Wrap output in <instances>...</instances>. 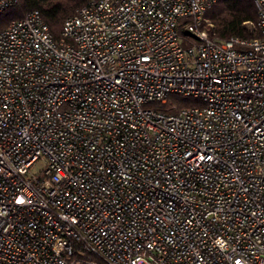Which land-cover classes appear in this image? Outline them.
Returning a JSON list of instances; mask_svg holds the SVG:
<instances>
[{"label": "built area", "instance_id": "obj_1", "mask_svg": "<svg viewBox=\"0 0 264 264\" xmlns=\"http://www.w3.org/2000/svg\"><path fill=\"white\" fill-rule=\"evenodd\" d=\"M215 1L0 29V264H264V0L225 39Z\"/></svg>", "mask_w": 264, "mask_h": 264}, {"label": "trees", "instance_id": "obj_2", "mask_svg": "<svg viewBox=\"0 0 264 264\" xmlns=\"http://www.w3.org/2000/svg\"><path fill=\"white\" fill-rule=\"evenodd\" d=\"M91 0H17L9 7V18L0 19V29L7 26L12 19L21 17L25 12L37 9L43 21L48 25L50 32L57 37L64 20L90 2ZM256 9L252 0H216L206 10L202 26L207 29L209 35L220 39L230 36L249 38L257 35L254 27H247L246 23L254 22ZM182 30V26H180ZM168 104L176 103V108L171 111L199 103V100L192 97H183L170 94Z\"/></svg>", "mask_w": 264, "mask_h": 264}, {"label": "rangeland", "instance_id": "obj_3", "mask_svg": "<svg viewBox=\"0 0 264 264\" xmlns=\"http://www.w3.org/2000/svg\"><path fill=\"white\" fill-rule=\"evenodd\" d=\"M9 15H11V14H10V10H9V8H8V9H6V10L0 12V19H1V20H5V19L9 18ZM246 25H247V27H249V28H252V27H253L251 23H247Z\"/></svg>", "mask_w": 264, "mask_h": 264}]
</instances>
